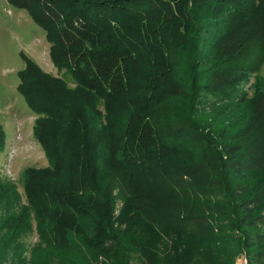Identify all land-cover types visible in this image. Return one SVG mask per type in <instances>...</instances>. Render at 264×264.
<instances>
[{"label": "trees", "instance_id": "16d2710c", "mask_svg": "<svg viewBox=\"0 0 264 264\" xmlns=\"http://www.w3.org/2000/svg\"><path fill=\"white\" fill-rule=\"evenodd\" d=\"M6 1L57 75L19 53L48 166L0 177V264H264V0Z\"/></svg>", "mask_w": 264, "mask_h": 264}, {"label": "rangeland", "instance_id": "374dc122", "mask_svg": "<svg viewBox=\"0 0 264 264\" xmlns=\"http://www.w3.org/2000/svg\"><path fill=\"white\" fill-rule=\"evenodd\" d=\"M256 48V47H255ZM23 53L45 73L57 75L49 58V44L43 31L31 20L27 11L11 7L6 0H0V126L5 133V146L0 153V177L15 184L22 194L21 173L25 168H44L48 161L41 146L32 136L35 116L17 92V72L24 68L19 56ZM259 75L264 78V65ZM250 78L246 88L252 84ZM248 93L250 91L248 89ZM259 175V176H258ZM251 179H262L263 175H250ZM168 235V234H167ZM170 243V236H166ZM34 230L22 238L24 256L28 260L29 249L36 243ZM11 261V257L7 258ZM14 264H17L13 258ZM11 262V263H12ZM131 264H138L134 259ZM234 264H247L245 257H238Z\"/></svg>", "mask_w": 264, "mask_h": 264}]
</instances>
